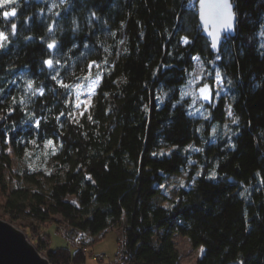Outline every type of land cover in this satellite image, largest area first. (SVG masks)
Returning <instances> with one entry per match:
<instances>
[{
  "label": "trees",
  "instance_id": "obj_1",
  "mask_svg": "<svg viewBox=\"0 0 264 264\" xmlns=\"http://www.w3.org/2000/svg\"><path fill=\"white\" fill-rule=\"evenodd\" d=\"M233 3L236 33L219 54L202 35L193 0H13L0 8V31L9 36L0 48V195L11 222L42 239V226L60 216L69 240L75 231L97 238L124 223L129 264H179L175 235L204 248L197 264H264V0ZM13 8L16 16L5 18ZM195 57L225 86L207 116L184 95ZM93 61L103 76L92 109L76 120L73 87L87 82ZM227 103L229 132L213 137ZM48 140L49 168L34 180L20 167L23 186L12 188L10 153L22 162ZM194 166L200 175L190 170L172 207L155 202L168 176ZM86 247L47 256L84 264Z\"/></svg>",
  "mask_w": 264,
  "mask_h": 264
},
{
  "label": "rangeland",
  "instance_id": "obj_2",
  "mask_svg": "<svg viewBox=\"0 0 264 264\" xmlns=\"http://www.w3.org/2000/svg\"><path fill=\"white\" fill-rule=\"evenodd\" d=\"M195 77L189 83V85L184 90V95L192 98L193 105L192 109L200 115L207 116L208 106H214L220 99L222 95L225 94V86L223 82H218L216 74L210 78L209 73H204V68L200 61H195ZM95 66L91 70V78L94 79ZM86 79L87 82L81 81L74 85L73 89V102L74 110L73 116L76 120H82L84 115L89 113L92 109L97 96V88L94 89L95 94L92 95L88 89V78L89 71H87ZM220 81L221 78H220ZM204 85L211 86L212 89V101L204 100L201 98L199 89ZM79 86V88L77 87ZM79 93V99H77V94ZM218 93V94H217ZM79 103L80 107H76ZM226 104V118L225 124L221 128L213 127V137L215 136H226L229 132V118L228 116V106ZM83 113V115H81ZM53 146H47V143L41 146L40 152L36 155H30L25 158L22 162L18 161L14 153H10L11 156V172L7 175V181L9 185L14 188L17 183L23 186L21 179L19 178V168H24L27 166L29 170V177L32 179L41 178L42 174L40 170L43 166L49 168L51 160L49 158V152ZM195 149H200L199 146L191 145L189 150L198 154L199 151ZM198 157V156H197ZM197 158L193 159V164L195 166L198 164ZM190 167L188 170H184L181 173L170 175L166 178L165 182L161 186L160 194L155 198V202L159 205H172L176 200L179 189L185 186L190 170L193 168L196 173L200 172V168ZM28 185L33 184L29 179L25 182ZM4 202V197L0 195V219L5 220L13 225L19 227L16 223L11 222L10 218L3 213L2 204ZM20 228V227H19ZM24 231L22 228H20ZM63 230V233H60ZM68 226L64 223L60 216L56 217V221L50 222L45 226H42V231L47 235H41L42 239H39V235L35 233H26L29 241L36 247L40 254L47 256L48 250H55L58 248H82L87 246L85 250L86 262L84 264H129L127 257L123 255V237L125 231V224L122 223L119 226L111 228L108 232L103 235H99L97 238H91L89 236L83 235L77 231L70 234L72 239H68ZM174 243L177 251L180 255L179 264H197L198 259L202 256L204 252L203 247L194 248L188 237L182 235L174 236ZM103 256V257H102ZM48 257V256H47ZM104 258V259H102ZM117 259V261H116ZM63 264H66L63 262Z\"/></svg>",
  "mask_w": 264,
  "mask_h": 264
},
{
  "label": "water",
  "instance_id": "obj_3",
  "mask_svg": "<svg viewBox=\"0 0 264 264\" xmlns=\"http://www.w3.org/2000/svg\"><path fill=\"white\" fill-rule=\"evenodd\" d=\"M198 7L199 23L202 35L208 39L212 52L219 54L225 37H234L237 28V14L233 0H226L231 5L233 13V29L226 30L219 27V21L215 17L217 9L213 7L225 0H193ZM219 29L217 47H212V33ZM54 50V47L50 49ZM48 66V65H47ZM0 264H53L47 256L39 253L36 247L29 241L26 233L19 227L0 219Z\"/></svg>",
  "mask_w": 264,
  "mask_h": 264
},
{
  "label": "snow or ice",
  "instance_id": "obj_4",
  "mask_svg": "<svg viewBox=\"0 0 264 264\" xmlns=\"http://www.w3.org/2000/svg\"><path fill=\"white\" fill-rule=\"evenodd\" d=\"M12 2H13V0H0V8H3L5 5H7L9 3H12ZM62 3H63V0H62ZM53 7L54 8L58 7V5L54 4ZM213 7H215L217 9V11L215 13V17L219 21V27L223 28V29H226V30H232L233 29V13L231 11V5L229 3H227L226 0H225V2L218 3V4L214 5ZM57 15H58V13H57ZM93 15H95V14H93ZM3 16L5 18H7V17H15L16 16L15 8H13L11 11H4L3 12ZM51 30L52 29L49 28V31H51ZM11 34L12 35L16 34V24L15 23L11 24ZM212 35H213L212 47L215 49L217 47V41H218V38H219V29L214 31L212 33ZM8 42H9L8 34L5 31H0V48H4ZM121 43H123V41H121ZM183 43L185 45H187V44L190 43V41L188 40L187 37H184L183 38ZM54 45H55V41H53V43H49L48 44V48L52 49L54 47ZM105 51H107V49H105ZM195 59L197 61H199L200 57H195ZM217 59H219V57H217ZM45 63L48 65L49 68L53 67V61L51 59L45 61ZM56 63L59 64V60H57ZM104 63H107V60H105ZM93 66H95L96 69H98L96 77L94 79L91 78V70H92ZM88 69H89L88 89H89L90 94L94 95L95 94L94 89H95L96 86H98V84L100 82V79L103 76V72L99 71L100 65L97 64L94 61L91 62L88 65ZM58 75H59V73L54 75L52 77V79L56 80ZM216 76L218 78V82H222V81H220L221 74H220L219 71L216 72ZM57 83L61 87H64V88H69L70 87L69 85L64 84L63 80H57ZM228 83L231 84V80H229ZM77 87L79 88V86H77ZM28 89H29V91H33V82L32 81L28 82ZM37 91H39L40 95L44 94L42 88L38 89ZM199 93H200V96H201L202 99L208 100L209 102L212 101V89H211V86L204 85L202 88L199 89ZM35 94H36L35 91H33V95H35ZM77 99H79V93L77 94ZM158 99H160L162 101L164 99V96L162 95ZM13 102H15V98H13ZM21 103H23V100L21 101ZM76 107H80V104L77 103ZM10 112H11V109L9 110V113ZM227 114L230 117L233 116L231 105L228 106V113ZM61 115H63V113ZM81 115H83V113H81ZM57 119H59V117H57ZM88 119L91 120L92 117L89 116ZM232 122L233 123H238V118L234 117ZM35 124H36V127L38 128L39 124H40V121L37 120L35 122ZM32 143H35V141H32ZM47 146H53V141L48 140L47 141ZM189 147H191V146H189ZM195 150L196 151H201L202 149H195ZM53 154H55V149H53ZM197 175H200V173H197ZM211 176L214 178L216 176V173L212 172ZM89 179H91V178L89 177ZM165 207H172V206L171 205H165Z\"/></svg>",
  "mask_w": 264,
  "mask_h": 264
},
{
  "label": "built area",
  "instance_id": "obj_5",
  "mask_svg": "<svg viewBox=\"0 0 264 264\" xmlns=\"http://www.w3.org/2000/svg\"><path fill=\"white\" fill-rule=\"evenodd\" d=\"M61 233H63V230L61 231ZM103 257V256H102ZM102 259H104V258H102ZM116 261H117V259H116Z\"/></svg>",
  "mask_w": 264,
  "mask_h": 264
}]
</instances>
